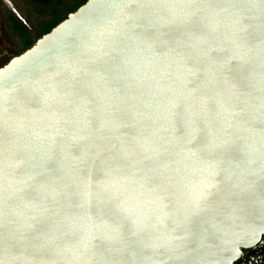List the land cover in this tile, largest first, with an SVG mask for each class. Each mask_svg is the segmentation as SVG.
Returning <instances> with one entry per match:
<instances>
[{"label": "water", "instance_id": "obj_1", "mask_svg": "<svg viewBox=\"0 0 264 264\" xmlns=\"http://www.w3.org/2000/svg\"><path fill=\"white\" fill-rule=\"evenodd\" d=\"M143 2L86 0L0 68V264H233L264 236V0Z\"/></svg>", "mask_w": 264, "mask_h": 264}, {"label": "rangeland", "instance_id": "obj_2", "mask_svg": "<svg viewBox=\"0 0 264 264\" xmlns=\"http://www.w3.org/2000/svg\"><path fill=\"white\" fill-rule=\"evenodd\" d=\"M15 7L27 16L36 30L47 32L66 14L74 12L86 0H11ZM65 11V12H64ZM56 18L52 20L54 14ZM0 19V68L5 66L11 59L22 52V39L19 32L11 30L10 35H6L2 30ZM14 30V31H13ZM36 34V32H35Z\"/></svg>", "mask_w": 264, "mask_h": 264}, {"label": "flooded vegetation", "instance_id": "obj_3", "mask_svg": "<svg viewBox=\"0 0 264 264\" xmlns=\"http://www.w3.org/2000/svg\"><path fill=\"white\" fill-rule=\"evenodd\" d=\"M68 14H66L63 19H60L53 27L64 20ZM56 15L57 13L54 14L52 20L56 18ZM0 19L2 21V30L6 35H10L12 29L17 33L19 32L22 39V52L32 46L37 39L53 28L51 27L44 33L40 32V28L36 30L31 20L22 14L11 0H0ZM233 264H264V236L261 237L260 241L254 247L242 251L239 260Z\"/></svg>", "mask_w": 264, "mask_h": 264}, {"label": "snow or ice", "instance_id": "obj_4", "mask_svg": "<svg viewBox=\"0 0 264 264\" xmlns=\"http://www.w3.org/2000/svg\"><path fill=\"white\" fill-rule=\"evenodd\" d=\"M185 5H179V4H167L163 2H154V0H145V2L138 4L139 8L143 9H159L160 10V15L161 18H163L164 15L167 14L168 10L176 7H183ZM150 22L151 19L149 18ZM181 23L184 24L185 26L192 28L198 24V21L196 19H193L191 17L182 19ZM73 65L71 63V57H69V64L66 65L67 68H71ZM76 72H80L79 69L76 70ZM84 73H80V77H78L76 74L73 72H67L66 74V83L72 87V82L75 81L77 83L80 82V79L83 78ZM30 179H33L30 177ZM27 183V182H25ZM27 229V234L22 233L23 239L27 241L31 246H33L36 249H41L43 248L53 237L49 236L47 233L42 232L41 230L37 229L35 225L33 224H28L26 225ZM255 242V234H253V241ZM240 258V252H239V247L236 246L231 250V253L229 256L226 257L229 261L236 259L239 260Z\"/></svg>", "mask_w": 264, "mask_h": 264}]
</instances>
